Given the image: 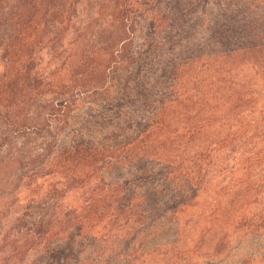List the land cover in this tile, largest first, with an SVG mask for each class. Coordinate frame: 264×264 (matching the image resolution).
Here are the masks:
<instances>
[{"label":"trees","instance_id":"16d2710c","mask_svg":"<svg viewBox=\"0 0 264 264\" xmlns=\"http://www.w3.org/2000/svg\"><path fill=\"white\" fill-rule=\"evenodd\" d=\"M210 3L0 0V154L39 214L2 253L122 264L172 212L179 235L198 233L189 254L238 228L228 209L264 202V0H227L207 27Z\"/></svg>","mask_w":264,"mask_h":264},{"label":"rangeland","instance_id":"374dc122","mask_svg":"<svg viewBox=\"0 0 264 264\" xmlns=\"http://www.w3.org/2000/svg\"><path fill=\"white\" fill-rule=\"evenodd\" d=\"M226 1L227 0H211L210 5L206 8V18L209 19L211 17V21L206 25L207 27L213 23L219 11L223 9V4ZM201 11L202 8H199L192 21L197 31L204 30L202 22L205 16H203ZM149 29L150 28L144 27L142 32L137 34V36H139L138 41L143 42L148 31L150 32ZM90 100H94V98ZM88 101L89 99L85 98L80 100L79 107L75 110V116L72 118L73 125L68 127L57 140L59 147L66 143L69 144L72 139H74L78 132L80 122L88 115L87 112L91 106ZM20 172L17 165L12 163L6 154H0V246H3L11 236H20L17 234L20 230L19 224L21 220L30 222L34 216H39L37 212L34 213L36 210L34 206L38 204L37 201L35 202L33 200L35 199V195H33L31 190H27L25 186L22 185V182L19 181ZM120 173L121 170L114 169L112 176L119 177ZM228 182L229 179L227 178L224 184ZM152 190L157 194L160 193L163 188L159 183V186L152 188ZM231 198H229L228 207L234 205V203L231 202ZM239 203V206L228 209L227 214L224 215L227 225H230V222H234L233 220L235 219L242 218L240 225L235 224L238 228H231L222 230L220 233L214 232L208 234L202 239L200 246L193 249L195 251L194 253L182 254L180 252L189 248L192 249L193 246L198 243V233L192 234L193 232L191 230L190 234L184 232L182 235H179V226L178 222H176L177 215L169 212L156 221V227L154 230L150 231L151 233L139 236L133 253L128 256V259L122 260L121 263L264 264V202H251L246 206L245 202ZM41 215H43L42 210ZM178 239L179 242L176 247L170 250L166 248L170 247L172 243ZM20 244L17 246L19 250ZM136 249H138L140 253L135 252ZM1 250L2 249H0V264H43V260H36L32 250L24 257H8V254L12 253V247H10L6 253H2ZM89 250L91 249L88 248L87 253ZM176 250H179V252H176ZM172 251H174V253H172ZM84 256H86V254ZM68 264H91V262L74 260Z\"/></svg>","mask_w":264,"mask_h":264}]
</instances>
